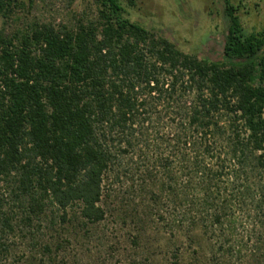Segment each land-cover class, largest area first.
<instances>
[{
    "label": "trees",
    "instance_id": "trees-1",
    "mask_svg": "<svg viewBox=\"0 0 264 264\" xmlns=\"http://www.w3.org/2000/svg\"><path fill=\"white\" fill-rule=\"evenodd\" d=\"M93 1V18L0 31V264L13 237L23 264H55L108 216L144 254L129 264L158 248L165 264H232L244 237L260 251L264 29L222 0L212 59L132 21L135 0Z\"/></svg>",
    "mask_w": 264,
    "mask_h": 264
},
{
    "label": "rangeland",
    "instance_id": "rangeland-1",
    "mask_svg": "<svg viewBox=\"0 0 264 264\" xmlns=\"http://www.w3.org/2000/svg\"><path fill=\"white\" fill-rule=\"evenodd\" d=\"M239 5L240 19L247 31L264 29V0H232ZM9 18L0 16V31L10 35L29 24L51 23L56 27L71 25L79 19L93 18V0H19ZM127 16L149 29L169 38L185 52L201 57L216 58L220 53L221 36L226 29L222 0H135L133 6L125 4ZM245 235L244 230H240ZM131 231L115 216L95 226L88 236L65 243L66 249L55 264H129L133 256L144 255L130 247ZM155 237V235L153 236ZM6 264H23L26 242L19 237L10 238ZM256 239L244 237L238 246L241 253L232 264H264V245L260 251ZM189 249V248H187ZM256 250V251H255ZM193 251L190 249V253ZM158 264L165 259L158 248ZM188 257V256H186Z\"/></svg>",
    "mask_w": 264,
    "mask_h": 264
}]
</instances>
